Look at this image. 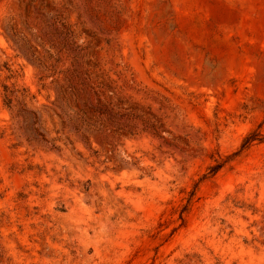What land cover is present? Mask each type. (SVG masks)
<instances>
[{
    "label": "rangeland",
    "instance_id": "374dc122",
    "mask_svg": "<svg viewBox=\"0 0 264 264\" xmlns=\"http://www.w3.org/2000/svg\"><path fill=\"white\" fill-rule=\"evenodd\" d=\"M0 264H264V0H0Z\"/></svg>",
    "mask_w": 264,
    "mask_h": 264
}]
</instances>
